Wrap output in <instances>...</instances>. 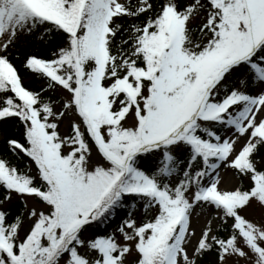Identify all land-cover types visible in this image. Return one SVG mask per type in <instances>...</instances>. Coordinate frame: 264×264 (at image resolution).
Returning a JSON list of instances; mask_svg holds the SVG:
<instances>
[{
    "label": "snow or ice",
    "instance_id": "6c2138e0",
    "mask_svg": "<svg viewBox=\"0 0 264 264\" xmlns=\"http://www.w3.org/2000/svg\"><path fill=\"white\" fill-rule=\"evenodd\" d=\"M0 142V264H264V0H0Z\"/></svg>",
    "mask_w": 264,
    "mask_h": 264
},
{
    "label": "trees",
    "instance_id": "16d2710c",
    "mask_svg": "<svg viewBox=\"0 0 264 264\" xmlns=\"http://www.w3.org/2000/svg\"><path fill=\"white\" fill-rule=\"evenodd\" d=\"M17 64V67L20 68V74L23 77L24 83L26 86L30 87V88H36L37 85L39 84V81L36 79H33L30 72L25 71L23 67H21L20 65V61L17 60L15 61ZM4 149H3V144L2 142H0V153H3ZM13 207H20L19 203L17 201L13 202ZM95 230V229H93Z\"/></svg>",
    "mask_w": 264,
    "mask_h": 264
},
{
    "label": "rangeland",
    "instance_id": "374dc122",
    "mask_svg": "<svg viewBox=\"0 0 264 264\" xmlns=\"http://www.w3.org/2000/svg\"><path fill=\"white\" fill-rule=\"evenodd\" d=\"M67 130V121L61 126V131H66Z\"/></svg>",
    "mask_w": 264,
    "mask_h": 264
}]
</instances>
